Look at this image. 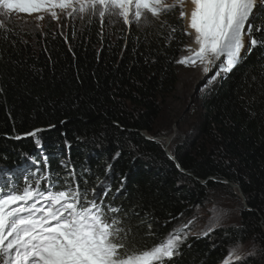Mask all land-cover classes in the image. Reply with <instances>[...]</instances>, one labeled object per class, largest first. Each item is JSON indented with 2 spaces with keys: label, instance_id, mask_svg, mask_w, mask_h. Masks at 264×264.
I'll use <instances>...</instances> for the list:
<instances>
[{
  "label": "trees",
  "instance_id": "1",
  "mask_svg": "<svg viewBox=\"0 0 264 264\" xmlns=\"http://www.w3.org/2000/svg\"><path fill=\"white\" fill-rule=\"evenodd\" d=\"M178 15L179 9L163 17V27L155 21L139 28L107 21L101 27L98 18L85 17L40 29L5 18L0 168L13 171L31 156L39 165L27 169L32 175L67 178L72 169L90 198L104 182L105 203L122 209L146 246L187 224L211 192L233 194L230 183L238 185L248 205H239L238 222L213 226L207 235L186 229L188 239L170 264H225L233 248L242 260L232 264H264V46L203 94L193 136L176 138L173 160L157 137L177 90L175 61L189 40L180 31L170 35L169 26H182ZM252 23L264 28V7ZM34 129H41L35 137L24 135Z\"/></svg>",
  "mask_w": 264,
  "mask_h": 264
},
{
  "label": "snow or ice",
  "instance_id": "2",
  "mask_svg": "<svg viewBox=\"0 0 264 264\" xmlns=\"http://www.w3.org/2000/svg\"><path fill=\"white\" fill-rule=\"evenodd\" d=\"M186 3L193 6L190 12L184 10ZM258 5L264 7V0H0V15L35 13L37 27L47 16L57 24L62 18L87 17L91 23L96 17L101 27L107 21L139 28L155 21L163 27L167 20L162 18L179 9L182 26H169L170 35L180 31L193 36L196 47L187 46L190 55L175 62L200 66L205 76L212 72L206 86L231 72L255 47L264 46V39L254 35L264 37V28L252 23ZM5 23L0 19V29ZM40 131L24 135L35 137ZM36 144L40 146L38 140ZM97 188L90 198L72 169L67 178L27 170L16 180L5 174L0 180V264H170L193 221L174 228L158 243L141 245L121 217L122 209L105 203L110 188L104 182ZM148 229L151 235V225ZM233 258L242 260L237 248L230 249L225 264H232Z\"/></svg>",
  "mask_w": 264,
  "mask_h": 264
},
{
  "label": "rangeland",
  "instance_id": "3",
  "mask_svg": "<svg viewBox=\"0 0 264 264\" xmlns=\"http://www.w3.org/2000/svg\"><path fill=\"white\" fill-rule=\"evenodd\" d=\"M172 2V0H168ZM259 6V5H258ZM261 6L257 7L255 17L260 11ZM185 11H187V3L185 4ZM37 14H23L15 13L9 17L0 15V19H14L17 22H27L28 24H34L37 26L35 20ZM78 18V17H76ZM72 18V19H76ZM70 20L71 18H66ZM62 18L61 23L66 20ZM255 19V18H254ZM253 19V20H254ZM6 21V20H5ZM47 21H51L47 16L43 21H39V28L43 29L44 24ZM56 23L55 21H53ZM253 22V21H252ZM188 44L182 56L189 55V46L192 36H188ZM181 56V57H182ZM215 69H213V72ZM213 73L210 72L208 76H204L200 66L197 67H185L178 64L177 68V90L167 100L162 115L158 121V129L162 133L159 134L157 140L163 141L166 146V141L171 138L167 149L171 151V145L178 140L185 141L189 137L193 136L195 127L200 119V113L202 110L201 98L216 82L213 81L205 86V82L209 76ZM165 140V141H164ZM172 153V152H171ZM232 187V193L213 191L211 192V201L207 203L205 207L197 209L195 215L190 217L189 221L193 223L189 226L190 234L196 235L202 231H206L208 228L218 226L219 224L232 225L238 222L239 219V205L246 207L241 197V193L235 186ZM240 254V253H239Z\"/></svg>",
  "mask_w": 264,
  "mask_h": 264
},
{
  "label": "water",
  "instance_id": "4",
  "mask_svg": "<svg viewBox=\"0 0 264 264\" xmlns=\"http://www.w3.org/2000/svg\"><path fill=\"white\" fill-rule=\"evenodd\" d=\"M147 136H148V135H147ZM148 137H149V136H148ZM153 139H154V138H153ZM170 140H171V138H168V139H167L165 149H166L168 155L170 156V158L173 159V160H175V157L173 156V154L171 153V151H170L169 149H167V145L169 144ZM158 141H159V140H158ZM226 183H229V182L227 181ZM230 184H231V186H235L236 188L239 189V191H240V193H241V197H242V199H243V202H244V204L246 205V208H248V205H247V202H246V197H245V195L243 194V191H242L241 187L238 186V185L232 184V183H230ZM263 228H264V226H263Z\"/></svg>",
  "mask_w": 264,
  "mask_h": 264
},
{
  "label": "bare ground",
  "instance_id": "5",
  "mask_svg": "<svg viewBox=\"0 0 264 264\" xmlns=\"http://www.w3.org/2000/svg\"><path fill=\"white\" fill-rule=\"evenodd\" d=\"M192 5H191V3H187V11H191V9H192ZM189 45H191V47L192 48H195L196 47V45L193 43V36H192V40H191V42H190V44ZM189 55H190V52H189ZM203 73V72H202ZM204 75V74H203ZM205 76V75H204ZM165 141V140H164ZM161 142H163V141H161ZM29 157H31V156H29Z\"/></svg>",
  "mask_w": 264,
  "mask_h": 264
}]
</instances>
